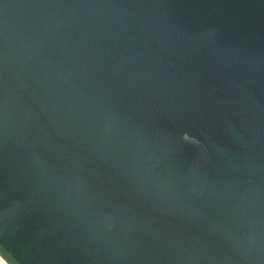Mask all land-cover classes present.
<instances>
[{"label":"water","instance_id":"water-1","mask_svg":"<svg viewBox=\"0 0 264 264\" xmlns=\"http://www.w3.org/2000/svg\"><path fill=\"white\" fill-rule=\"evenodd\" d=\"M6 264H264V0H0Z\"/></svg>","mask_w":264,"mask_h":264},{"label":"bare ground","instance_id":"bare-ground-1","mask_svg":"<svg viewBox=\"0 0 264 264\" xmlns=\"http://www.w3.org/2000/svg\"><path fill=\"white\" fill-rule=\"evenodd\" d=\"M0 264H6V263L0 258Z\"/></svg>","mask_w":264,"mask_h":264}]
</instances>
